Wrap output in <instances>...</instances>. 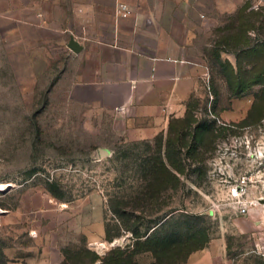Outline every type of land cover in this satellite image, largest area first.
<instances>
[{"label":"rangeland","instance_id":"rangeland-1","mask_svg":"<svg viewBox=\"0 0 264 264\" xmlns=\"http://www.w3.org/2000/svg\"><path fill=\"white\" fill-rule=\"evenodd\" d=\"M188 1L176 15L184 16L186 5L199 7L198 17L192 8L186 12L195 24L189 45L208 74L184 116L171 120L166 133L131 139L109 115L71 102L68 79L53 69L40 79L29 106L9 107L3 105L5 97L0 99V248L5 255L0 264H64L67 258L78 264L86 251L101 264L111 250L126 248L133 243L129 231L123 229L112 242L106 239V226L111 234L121 226L110 202L134 196L144 184L142 161L183 134L187 148L173 155L180 172L158 197V209L142 214L144 223L172 212L171 228L182 227L188 249L224 235L231 264H264V256L249 253L255 246L249 216L237 214L224 183L228 176L249 174V150L236 147L234 138L264 126V0ZM242 21L255 29L238 37L244 45H234L239 32L233 27ZM221 40L229 43L223 62L239 73L233 88L237 97L223 70L213 65ZM137 260L154 262L145 253Z\"/></svg>","mask_w":264,"mask_h":264},{"label":"crops","instance_id":"crops-1","mask_svg":"<svg viewBox=\"0 0 264 264\" xmlns=\"http://www.w3.org/2000/svg\"><path fill=\"white\" fill-rule=\"evenodd\" d=\"M185 2L0 0L3 105L29 106L40 79L53 69L68 79L71 102L109 115L131 139L166 133L208 74L189 45L195 24L186 12L192 8L198 17L199 7L186 5L185 15H176ZM73 40L81 47L78 53L69 48ZM253 213L248 233L255 246L249 253L264 256V206ZM227 249L224 235L211 239L184 264H231Z\"/></svg>","mask_w":264,"mask_h":264},{"label":"trees","instance_id":"trees-1","mask_svg":"<svg viewBox=\"0 0 264 264\" xmlns=\"http://www.w3.org/2000/svg\"><path fill=\"white\" fill-rule=\"evenodd\" d=\"M243 21L240 27L238 25L233 27L234 32H239L232 38L234 45H244L238 40V37L242 36L243 31L245 34V32L248 33L255 29L253 23H249V27H244ZM242 28L245 29L242 30ZM217 45H220L221 50L214 54L213 65L223 70V77L232 96L237 97L233 88L234 83H237L236 81L239 79V73L232 64L222 60V52L226 51L225 47L229 46V43L221 40L217 42ZM186 138V134H183L180 138L177 137V141L169 138L164 147L160 144L155 151V157L142 161L140 173L144 184L139 186L134 196L129 197L128 200L116 198L115 202H110L111 211L122 227H119L116 234H111L110 227L106 226V239L112 242L121 237V231L124 229L131 232L133 243L126 245L124 249L117 247L111 250L103 257L101 264H141L138 262L137 256L142 253L152 255L154 262L152 261L150 264H184L192 253L204 249L208 245L209 241H206L204 245L198 248L188 249L180 233L182 227L178 226L177 230H173L174 227L171 228L173 226L171 223L174 220L170 216L172 212L148 221V225L144 223L142 216L148 210L154 212L158 209V197L167 190L171 180L176 178L175 171L180 172L174 166L173 155L182 154L185 151L187 148ZM177 147H179V151ZM168 216L170 217L168 218ZM142 229L144 232H141ZM4 256L2 247V250L0 248V263L3 262ZM98 259L99 257L94 253L86 251V255L78 264H95ZM64 264H71V260L67 258Z\"/></svg>","mask_w":264,"mask_h":264},{"label":"built area","instance_id":"built-area-1","mask_svg":"<svg viewBox=\"0 0 264 264\" xmlns=\"http://www.w3.org/2000/svg\"><path fill=\"white\" fill-rule=\"evenodd\" d=\"M122 12H126L127 8L121 6ZM264 123V119L262 124ZM264 126L260 125L258 129H249V135L243 137H235L233 142L236 147H244L249 150V174L245 176H228L224 180L227 184L228 197L231 205L234 206L237 214L251 216L252 211L256 207L264 206ZM226 151V150H225ZM234 156L238 157V153L234 152ZM219 158L218 165L222 164ZM252 194H254L252 196ZM249 195V198H248Z\"/></svg>","mask_w":264,"mask_h":264},{"label":"water","instance_id":"water-1","mask_svg":"<svg viewBox=\"0 0 264 264\" xmlns=\"http://www.w3.org/2000/svg\"><path fill=\"white\" fill-rule=\"evenodd\" d=\"M69 48L75 52V53H78L81 51V47L79 46V44L76 42V41H71L70 44H69Z\"/></svg>","mask_w":264,"mask_h":264},{"label":"bare ground","instance_id":"bare-ground-1","mask_svg":"<svg viewBox=\"0 0 264 264\" xmlns=\"http://www.w3.org/2000/svg\"><path fill=\"white\" fill-rule=\"evenodd\" d=\"M3 186H0V189H2Z\"/></svg>","mask_w":264,"mask_h":264}]
</instances>
